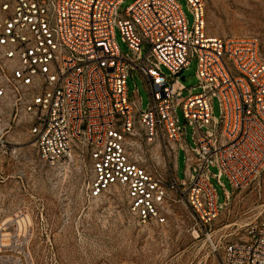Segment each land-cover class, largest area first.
Masks as SVG:
<instances>
[{"label": "built area", "instance_id": "2783aa9c", "mask_svg": "<svg viewBox=\"0 0 264 264\" xmlns=\"http://www.w3.org/2000/svg\"><path fill=\"white\" fill-rule=\"evenodd\" d=\"M185 1L192 27L178 0H135L124 13V0H0V128L9 116L27 117L48 166L80 150L91 166L87 199L119 188L141 223L165 225L173 193L184 195L210 240L221 212L211 180L222 185L225 176L239 191L264 171V53L255 37H209L206 0ZM193 60L198 94L181 82ZM135 72L150 95L146 110L137 91L129 97ZM181 150L185 182L177 174ZM231 195L225 191L224 207ZM15 218L0 230V264H29L22 252L30 240ZM228 237L223 264H264V217L245 237Z\"/></svg>", "mask_w": 264, "mask_h": 264}, {"label": "rangeland", "instance_id": "374dc122", "mask_svg": "<svg viewBox=\"0 0 264 264\" xmlns=\"http://www.w3.org/2000/svg\"><path fill=\"white\" fill-rule=\"evenodd\" d=\"M135 0H124L120 12ZM189 26L194 17L185 0H178ZM209 37H255L264 53V0H206ZM116 41L122 52L128 47L116 30ZM197 62L193 60L181 80L186 89L196 88ZM163 71L168 74L166 68ZM129 97L141 100L142 110L150 95L141 76L135 72L128 79ZM183 92V96L188 95ZM213 115L220 118V105L213 99ZM178 116L184 124L183 113ZM28 118L9 116L0 128V230L19 216V226L30 240L22 253L29 264H223L226 241L247 235V227L264 217V171L249 188L233 191L223 176L222 185L212 184L218 195L220 215L208 239L191 212L185 196L173 193L168 205L169 218L163 226L141 223L129 209L121 189L113 188L101 200L89 201L86 186L91 166L80 150L56 166L39 160L29 133ZM186 143L193 147V128L188 126ZM170 169L174 158L166 159ZM178 177L185 182L186 161L181 150L177 162ZM211 173L218 169L211 164ZM171 171V170H170ZM225 191L232 192L227 207Z\"/></svg>", "mask_w": 264, "mask_h": 264}, {"label": "bare ground", "instance_id": "6f19581e", "mask_svg": "<svg viewBox=\"0 0 264 264\" xmlns=\"http://www.w3.org/2000/svg\"><path fill=\"white\" fill-rule=\"evenodd\" d=\"M28 260V259H27ZM29 261V260H28Z\"/></svg>", "mask_w": 264, "mask_h": 264}]
</instances>
